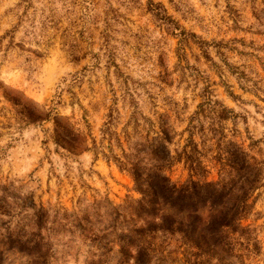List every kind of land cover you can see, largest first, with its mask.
Here are the masks:
<instances>
[{
  "label": "clouds",
  "instance_id": "1",
  "mask_svg": "<svg viewBox=\"0 0 264 264\" xmlns=\"http://www.w3.org/2000/svg\"><path fill=\"white\" fill-rule=\"evenodd\" d=\"M0 264H264V0H0Z\"/></svg>",
  "mask_w": 264,
  "mask_h": 264
}]
</instances>
